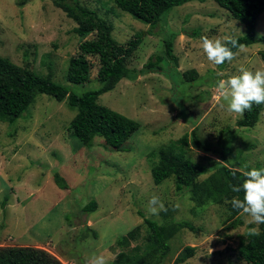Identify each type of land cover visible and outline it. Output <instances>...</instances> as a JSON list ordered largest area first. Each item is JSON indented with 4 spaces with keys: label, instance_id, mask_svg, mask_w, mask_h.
I'll list each match as a JSON object with an SVG mask.
<instances>
[{
    "label": "rangeland",
    "instance_id": "rangeland-1",
    "mask_svg": "<svg viewBox=\"0 0 264 264\" xmlns=\"http://www.w3.org/2000/svg\"><path fill=\"white\" fill-rule=\"evenodd\" d=\"M80 1L113 23L119 42L144 34L128 60L138 77L122 79L99 97L101 104L138 120L142 127L127 141L125 151L114 150L99 136L92 147H79L69 126L77 110L66 99L58 101L45 93L37 94L15 123L0 120V246L41 247L64 264H89L94 255L114 264L122 251L117 239L139 228L129 248H143L149 233L144 219L164 220L162 211L148 212L155 195L173 209L175 220H189L198 227L196 232L177 233L161 264H247L238 255L239 244L247 239L250 228L259 230V225L250 224V217L242 212L241 222L233 224L234 219H227L226 204L205 205L194 213L190 194L178 192L173 178L156 185L151 167L158 159L155 151L196 129L214 146L220 139L230 140L226 143L228 165L245 171L264 168V111L255 126L240 127L241 115L228 112L227 103L216 99L219 80L239 75L241 68L264 70V40L245 45L233 61L217 66L203 52L201 37L223 40L244 35L247 29L213 0L175 6L155 27L119 10L114 0ZM76 26L53 0H0V54L39 75H47L51 67L53 79L72 92L95 90L101 86L96 58H91L96 64L90 81L71 83L67 78L69 60L84 40L74 31ZM255 32L264 37V12ZM170 33L176 34L177 68L166 56L165 38ZM157 55L165 58L164 70H145L149 59ZM191 69L197 71V78L187 82L184 72ZM190 138L187 156L210 166L213 160H221ZM55 172L67 180V189L56 184ZM91 200L97 201L96 210L84 211ZM187 246L195 248L193 256L177 262Z\"/></svg>",
    "mask_w": 264,
    "mask_h": 264
},
{
    "label": "trees",
    "instance_id": "trees-1",
    "mask_svg": "<svg viewBox=\"0 0 264 264\" xmlns=\"http://www.w3.org/2000/svg\"><path fill=\"white\" fill-rule=\"evenodd\" d=\"M193 0H114L116 7L129 13L134 18L152 27L157 26L162 16L173 7L183 5ZM204 2L206 0H197ZM220 7L228 10L231 15L245 24L247 32L234 37L238 45H250L264 40L258 37L255 29L260 15L264 12V0H213ZM77 26L76 34L84 37L80 42L77 53L69 60L67 78L71 83H85L90 81L92 69L98 64L97 79L101 86L82 94L72 92L68 86L56 82L52 77V68L45 76L39 75L28 65H20L9 57L0 54V120L15 123L29 106L35 101L37 94L45 93L55 97L58 101L67 100V104L77 112L70 123L72 136L77 138L79 147H92L95 137L104 138L106 144L117 151L128 150L126 143L142 127V124L121 112L101 104L99 97L103 93L114 89L124 78L134 80L138 72L128 66V60L133 56L143 41L144 34L136 33L128 41L121 43L113 35L114 25L102 16L96 9L84 5L80 0H53ZM93 35L92 38H87ZM175 33L165 38L166 56L177 68L178 58L175 54ZM232 47L231 45H228ZM234 53L239 48H232ZM264 60V50L261 51ZM164 56L151 57L145 65L147 71H163ZM225 63H228L227 61ZM195 69L184 72L187 82L197 78ZM264 111V104L255 105L251 111H245L238 119L240 127H253L260 120ZM193 143L206 152L220 155L221 160H213L212 165L195 161L186 155V147ZM185 133L170 145L162 146L154 152L158 159L151 167L153 181L156 185L173 178L178 192L186 191L195 203L193 212L198 207L209 204H226L228 220L234 219L233 224L240 223L241 211L234 210L229 203L233 197L243 199V191L234 193L229 184L241 185L245 177V170L234 168L227 164L228 152L226 143L230 140H219L217 146L205 142L197 130ZM235 172V176H233ZM207 175V176H205ZM54 180L61 189L69 187L67 180L55 172ZM97 201L91 200L83 210L95 211ZM162 211L163 221L158 222L145 218L148 225V235L145 247L131 246L139 235V228L129 230L116 240L117 246L122 248L114 264H161L171 250L170 240L181 230L188 229L196 232L198 227L189 220H175L171 208ZM259 235H247V239L239 244L238 255L247 264H264V224L259 225ZM94 236H98L93 231ZM194 247L187 246L177 259L184 262L194 254ZM142 250V251H141ZM57 253L65 255L60 250ZM0 264H64L51 251L29 245L0 246Z\"/></svg>",
    "mask_w": 264,
    "mask_h": 264
},
{
    "label": "clouds",
    "instance_id": "clouds-1",
    "mask_svg": "<svg viewBox=\"0 0 264 264\" xmlns=\"http://www.w3.org/2000/svg\"><path fill=\"white\" fill-rule=\"evenodd\" d=\"M202 50L206 54L208 61L214 65H222L226 61L235 59L236 53L232 48L238 47L240 50L245 45L239 44L234 37L228 36L223 40L212 39L207 36L201 37ZM231 45L232 47H229ZM217 100L227 103V111L237 113L241 116L245 111H251L253 104H264V70L255 72L241 68L239 75H233L228 79H221L217 82ZM223 107V105H221ZM235 176V172H233ZM245 179L241 185L229 184L232 192L243 191V199L233 197L229 203L234 210L241 211L250 217L249 223L264 224V168H251L243 173ZM168 209L158 196L153 195L149 200L148 212L158 215L159 212H166ZM259 230L256 227L249 229V235L258 236ZM89 264H107L103 255L93 256Z\"/></svg>",
    "mask_w": 264,
    "mask_h": 264
}]
</instances>
